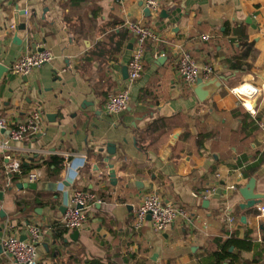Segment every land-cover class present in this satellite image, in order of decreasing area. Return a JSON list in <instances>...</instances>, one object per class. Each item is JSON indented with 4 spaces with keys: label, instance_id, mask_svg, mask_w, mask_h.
<instances>
[{
    "label": "crops",
    "instance_id": "0c3cea01",
    "mask_svg": "<svg viewBox=\"0 0 264 264\" xmlns=\"http://www.w3.org/2000/svg\"><path fill=\"white\" fill-rule=\"evenodd\" d=\"M20 12L25 30L15 24ZM161 13L148 15L142 0H0V64L10 70L40 49L54 57L27 77L9 71L0 81V118L45 116L40 133L13 145L28 173H42L37 190L18 189L29 174L12 183L0 154V264H14L2 248L10 223L21 237L28 224L41 228L39 264H264V201L242 208L239 193L255 179V194L264 195V0H164ZM129 21L157 36L132 84L124 78L135 45ZM183 51L216 70L219 86L204 102L177 74ZM125 88L129 107L108 116L109 95ZM235 89L248 93L256 116ZM74 190L98 200L76 240L59 226ZM150 192L184 208L191 222L163 234L150 221L135 229ZM230 240L253 246H232L217 262Z\"/></svg>",
    "mask_w": 264,
    "mask_h": 264
},
{
    "label": "built area",
    "instance_id": "2783aa9c",
    "mask_svg": "<svg viewBox=\"0 0 264 264\" xmlns=\"http://www.w3.org/2000/svg\"><path fill=\"white\" fill-rule=\"evenodd\" d=\"M143 5L150 14L157 17L161 13L164 0H142ZM27 13V12H26ZM126 29L135 38L132 58L128 64V81L130 84L142 78L144 72L145 45L149 40L157 41L154 31L141 23L129 21ZM210 36H202L203 41H209ZM54 57L48 49H40L33 53L23 55L11 66L10 72L21 77L29 76L34 70L42 68L51 63ZM177 74L188 86H195L199 79L210 80L216 74V70L211 63L196 60L188 51H183L177 59ZM235 94L242 99L243 106L252 116L257 112L252 105H249L245 98L248 93L241 89H235ZM131 103V91L129 88L109 95L105 104V112L108 116H119L127 110ZM44 114L41 110L31 112L24 119L17 120L9 117L0 118V154L5 161V171L8 175H23L22 163L14 155V144L22 143L26 138L33 137L41 132L44 121ZM6 133V135H5ZM85 159V158H84ZM84 164L75 168L77 173ZM65 167L71 168L72 164L66 160ZM40 171L30 172L28 180L30 183H37L42 178ZM235 190L236 187L232 186ZM98 202L96 196L84 190H74L65 204L66 212L59 221V226L69 231L81 230L87 220L88 214ZM1 210V204H0ZM157 234L169 231L179 220L191 222L189 213L179 205L166 202L158 192H150L144 195L138 205L134 227L140 229L148 222ZM260 218L264 221V206L260 208ZM231 223L233 219H229ZM9 233L2 240L4 253L14 264H39L38 245L43 239V232L36 224L27 225V237L25 240L21 236L11 232L14 230L13 224H8Z\"/></svg>",
    "mask_w": 264,
    "mask_h": 264
},
{
    "label": "water",
    "instance_id": "95a60500",
    "mask_svg": "<svg viewBox=\"0 0 264 264\" xmlns=\"http://www.w3.org/2000/svg\"><path fill=\"white\" fill-rule=\"evenodd\" d=\"M26 12H20L19 14H17V16H15L14 20H15V24L18 26L19 30H25L26 29V24H20L19 22V18L20 16H24ZM146 13L148 15H150L149 10L146 9ZM165 11H163L161 13V17L165 16ZM127 68L124 69V78L127 79L128 78V74H127ZM9 73V68H7L6 66H3L2 64H0V81L3 77L4 74H8ZM219 86V82L218 79H211L209 81H204L203 79H199L196 83V86L194 88V93L196 94L197 98L199 99V101L204 102L206 101L211 93L209 91L210 87L213 86ZM112 167V166H111ZM110 167V171H109V176H110V181L111 184L113 186L117 185V180L115 177V172L114 170H112V168ZM13 175H10V178H12ZM255 183L256 180L255 179H251L250 182L244 187L241 188L239 190L240 195L243 197V199L246 201V204L241 205L242 208H253L255 206H257L259 203H261L262 201H264V195L262 194H255L254 190H255ZM136 186L138 188H142V186H139V183H136ZM37 183H30V182H26V183H19L17 184V188L20 190L23 189H31V190H37ZM4 197V193L0 191V202L3 201ZM207 203V202H206ZM63 210H65V208H63ZM1 217H5L6 214L3 210H1L0 212ZM151 217H148V221H150ZM242 220H245V217L242 218ZM79 235V232L76 231L74 233V235L72 236L73 240L77 239V236ZM22 240H25L26 237L23 236L21 237Z\"/></svg>",
    "mask_w": 264,
    "mask_h": 264
},
{
    "label": "trees",
    "instance_id": "16d2710c",
    "mask_svg": "<svg viewBox=\"0 0 264 264\" xmlns=\"http://www.w3.org/2000/svg\"><path fill=\"white\" fill-rule=\"evenodd\" d=\"M22 170H23V175H26V173H28L27 171H30L31 168H27L24 165L22 166ZM29 174V173H28ZM27 174V175H28ZM10 176V175H9ZM21 178V176L18 175H14L11 178L12 183H16L19 179ZM234 246L237 247L241 250H250L252 248V243L251 242H246V241H236V240H230L222 249L221 252L216 253L215 254V258L217 260V262H221L223 260H225L227 257H229L231 254L229 253L230 248ZM88 264H98L97 262H88Z\"/></svg>",
    "mask_w": 264,
    "mask_h": 264
}]
</instances>
